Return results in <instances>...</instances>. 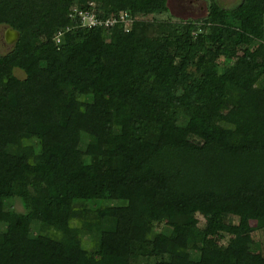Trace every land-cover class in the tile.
Returning <instances> with one entry per match:
<instances>
[{
  "label": "trees",
  "instance_id": "trees-1",
  "mask_svg": "<svg viewBox=\"0 0 264 264\" xmlns=\"http://www.w3.org/2000/svg\"><path fill=\"white\" fill-rule=\"evenodd\" d=\"M206 2L0 0V264H264V0Z\"/></svg>",
  "mask_w": 264,
  "mask_h": 264
},
{
  "label": "rangeland",
  "instance_id": "rangeland-1",
  "mask_svg": "<svg viewBox=\"0 0 264 264\" xmlns=\"http://www.w3.org/2000/svg\"><path fill=\"white\" fill-rule=\"evenodd\" d=\"M220 4L224 7H232L238 2V0H218ZM166 6L168 8V13L164 16H160L163 19L169 18L171 21L178 20H197L202 19L206 16L208 4L206 0H167ZM6 27L0 26V52L6 53L11 48V45H8L4 42V32ZM14 75L23 79L24 74L18 69L14 70ZM71 146L80 148L81 143L73 140L70 143ZM26 151L29 154H33L31 146L26 145ZM17 210H20L19 206L16 205ZM202 223L203 220L201 217H197ZM253 239L257 243V248H261L264 245V234L260 231L253 234Z\"/></svg>",
  "mask_w": 264,
  "mask_h": 264
},
{
  "label": "built area",
  "instance_id": "built-area-1",
  "mask_svg": "<svg viewBox=\"0 0 264 264\" xmlns=\"http://www.w3.org/2000/svg\"><path fill=\"white\" fill-rule=\"evenodd\" d=\"M88 6L93 7V4ZM69 17L78 18L82 28H111L120 25L125 32H129L135 19L131 18L127 12H122L110 18H98L89 8L79 9L74 8Z\"/></svg>",
  "mask_w": 264,
  "mask_h": 264
},
{
  "label": "water",
  "instance_id": "water-1",
  "mask_svg": "<svg viewBox=\"0 0 264 264\" xmlns=\"http://www.w3.org/2000/svg\"><path fill=\"white\" fill-rule=\"evenodd\" d=\"M19 38V33L12 29L6 28L4 32V42L8 45H13Z\"/></svg>",
  "mask_w": 264,
  "mask_h": 264
},
{
  "label": "crops",
  "instance_id": "crops-1",
  "mask_svg": "<svg viewBox=\"0 0 264 264\" xmlns=\"http://www.w3.org/2000/svg\"><path fill=\"white\" fill-rule=\"evenodd\" d=\"M237 1V0H236Z\"/></svg>",
  "mask_w": 264,
  "mask_h": 264
}]
</instances>
